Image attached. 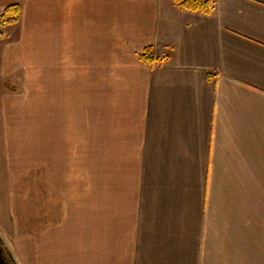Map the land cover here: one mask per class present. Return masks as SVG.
<instances>
[{
	"label": "crops",
	"instance_id": "obj_1",
	"mask_svg": "<svg viewBox=\"0 0 264 264\" xmlns=\"http://www.w3.org/2000/svg\"><path fill=\"white\" fill-rule=\"evenodd\" d=\"M214 1L210 15L172 0L20 2L25 36L44 50L0 39V136L18 97L43 102L45 115H67L71 102L109 120L91 255H65L60 221L30 264H264V0ZM58 9L77 30L89 17L75 51ZM148 46L156 60L146 64ZM80 82L99 88L102 113H83Z\"/></svg>",
	"mask_w": 264,
	"mask_h": 264
},
{
	"label": "rangeland",
	"instance_id": "obj_2",
	"mask_svg": "<svg viewBox=\"0 0 264 264\" xmlns=\"http://www.w3.org/2000/svg\"><path fill=\"white\" fill-rule=\"evenodd\" d=\"M20 2L23 0H0V9L14 3L22 6ZM55 16L59 25L61 19L69 22L67 46L72 51L77 50V38H82L85 18L89 17L83 12L79 15L77 30L75 17L71 18L60 9ZM4 32L5 42L18 41L24 49L29 46L31 52L44 50L43 47L33 49L34 39L25 36L22 22L4 27ZM61 48V41L53 39L51 51L58 58ZM36 74L30 72L28 77L29 83L32 80L33 94L37 93ZM86 74L72 73L81 79ZM96 94H100L99 88L87 87L83 82L75 89V101L78 97L83 113L87 110L91 114L102 113V105L95 104V100L103 101ZM21 99L18 97L16 103L5 105L13 108V112L5 113L3 121L8 133L0 136V146L4 144L9 149L0 152V234L18 264H30V249L37 248L43 253L46 228L51 235L55 228L52 226L61 221L67 239V252H62L70 256H89L95 208L94 182L97 181L101 188L98 201H107V193L103 191L107 192L110 173L108 115H77L76 104L71 102L65 105L67 115H45L43 102L29 104ZM96 176L98 180H94Z\"/></svg>",
	"mask_w": 264,
	"mask_h": 264
},
{
	"label": "trees",
	"instance_id": "obj_3",
	"mask_svg": "<svg viewBox=\"0 0 264 264\" xmlns=\"http://www.w3.org/2000/svg\"><path fill=\"white\" fill-rule=\"evenodd\" d=\"M182 10L198 12L210 15L215 9L214 0H172ZM23 14L22 6L18 3L10 4L0 9V39L5 38L4 27L13 26L20 22ZM143 63L149 64L156 60L154 49L151 46L145 47L139 54ZM163 60V59H162ZM212 75V74H211ZM210 75V77H211Z\"/></svg>",
	"mask_w": 264,
	"mask_h": 264
},
{
	"label": "flooded vegetation",
	"instance_id": "obj_4",
	"mask_svg": "<svg viewBox=\"0 0 264 264\" xmlns=\"http://www.w3.org/2000/svg\"><path fill=\"white\" fill-rule=\"evenodd\" d=\"M0 264H18L13 251L7 245L5 239L0 234Z\"/></svg>",
	"mask_w": 264,
	"mask_h": 264
}]
</instances>
